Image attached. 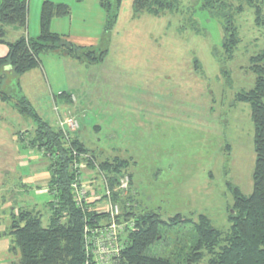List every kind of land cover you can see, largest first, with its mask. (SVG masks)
Here are the masks:
<instances>
[{
  "label": "rangeland",
  "instance_id": "obj_1",
  "mask_svg": "<svg viewBox=\"0 0 264 264\" xmlns=\"http://www.w3.org/2000/svg\"><path fill=\"white\" fill-rule=\"evenodd\" d=\"M40 1L33 0L32 9ZM133 2L123 0L115 28L100 41L98 49H106L104 60L90 61L83 48V58H69L64 76L49 72L50 64L54 70L58 67V58L43 59L46 53L39 76L0 69V264H18L7 234L12 212L34 209L46 226L51 215L46 202L53 198L48 158L32 143L35 124L19 100H28L60 129L59 118L65 113L78 117L79 127L72 132L61 129L63 135L84 141L99 159L129 160L118 180L129 175L139 210L158 211L164 220L181 215L193 221L161 228L164 237L181 236L199 214L227 233L234 188L252 192L255 130L251 107L237 101V94L252 86L250 58L264 50V3L258 19L256 7L233 0L243 10L235 20L239 45L229 59L220 21L199 10L197 0H182L180 12L135 18ZM91 29H99L96 22ZM86 166H79L86 173L83 183L96 195L91 196L93 208L103 211L96 185L104 179ZM166 243L163 239L156 247ZM205 254L195 264H209Z\"/></svg>",
  "mask_w": 264,
  "mask_h": 264
},
{
  "label": "trees",
  "instance_id": "obj_2",
  "mask_svg": "<svg viewBox=\"0 0 264 264\" xmlns=\"http://www.w3.org/2000/svg\"><path fill=\"white\" fill-rule=\"evenodd\" d=\"M182 0H134V15L149 13L155 16L167 12H180ZM248 7H256L258 19L262 16V3L258 0H240ZM107 13L109 30L114 27L120 15L123 0H100ZM199 10L216 18L224 29L222 46L232 59L239 37L235 20L243 6L236 7L233 0H197ZM29 0H0V44H7L8 53L0 57V69L9 67L15 75H22L42 63V54L61 51L83 58L78 47L51 30L54 17L68 16L71 7L66 3L44 1L41 8L40 33L36 37L26 32L28 26ZM18 26L24 32L10 42L7 39V27ZM87 49L85 53L90 61H101L100 55ZM250 69L255 75L252 86L237 94V101L248 103L254 124V146L256 161L253 171V190L244 194L234 188V203L231 210V228L227 233L214 227L205 214H199L198 221L182 235L162 234L161 228L172 229L176 225L191 221L187 217L175 216L164 220L155 210H139L133 204V194L121 196L114 193L112 199L122 206V217L134 216L136 228L122 234L125 248L118 257V264H195L209 255V264H264V50L250 58ZM24 104V113L32 118L35 134L32 143L48 158L49 191L52 200L46 202L50 209L49 224L44 225L43 216L34 209L21 208L13 211L7 234L11 237L10 250L18 256V264H85L84 227L101 226L109 220L108 213L93 208L91 200L85 208H79L75 202L73 183L86 173L72 167L74 160L85 163L86 168L104 175L110 186L115 188L118 177L128 168L129 160L120 157L99 159L86 143L76 136L67 139L63 131L44 120L32 108L28 100H19ZM28 106V108H26ZM84 153L89 158L76 156ZM82 155V156H83ZM100 171V175L98 172ZM131 175V174H130ZM131 178L133 176L131 175ZM97 193L102 194L101 185H96ZM90 197L94 192L90 191ZM177 217V218H176ZM193 223V221H191ZM168 226L170 228H168ZM179 229V233H180ZM164 239L166 246L160 249L156 245ZM156 247V248H155Z\"/></svg>",
  "mask_w": 264,
  "mask_h": 264
},
{
  "label": "crops",
  "instance_id": "obj_3",
  "mask_svg": "<svg viewBox=\"0 0 264 264\" xmlns=\"http://www.w3.org/2000/svg\"><path fill=\"white\" fill-rule=\"evenodd\" d=\"M43 1L46 0H41L40 3L34 4V8L32 9L33 0H30L29 8H28V26L25 33H27L31 37H36L40 33V18H41V6H42L41 4ZM50 1H53L55 3L57 2L66 3V4L68 3L72 7L71 13L68 16L54 17L52 19L50 26L53 32L62 35L65 40L71 42L72 44L78 47H82L84 49L85 48L91 49L95 51L100 50L99 52L106 50V49H98V47L101 46L100 41L103 39L104 36H106V33L110 32V29L108 30L106 28L107 13L105 9L102 7L100 0H50ZM133 17L135 18L134 10H133ZM94 19L95 22L97 23V26L99 27V29L96 31H93L91 29L93 24L95 23ZM23 32L24 31L18 26H8L7 36H10V38H7L8 41L10 42L16 41ZM95 33L97 35H95ZM8 51L9 48L7 44H0V57L5 56L8 53ZM50 57L58 58L57 65L59 68L56 67V70H54L52 69L50 64L49 72L54 74L57 73V75L59 74L63 75V72L67 71L65 69L67 62L70 57L73 58V55L65 54L64 52L57 51V53L52 56L50 53L49 54L46 53V58L43 59H47V58L49 59ZM43 59L40 66L27 71L26 73L22 74V76H39L41 72L43 73L45 69ZM40 68L43 69L40 70ZM45 73L46 76H48V73L46 71ZM66 90L67 92H69L68 90L70 89H66ZM71 92L72 91L69 92V95L73 96L74 93ZM53 94L54 93L52 92V95ZM64 102L65 104H67L66 99L64 100ZM116 119L121 121L119 116L116 117ZM123 137H125V135H123Z\"/></svg>",
  "mask_w": 264,
  "mask_h": 264
},
{
  "label": "built area",
  "instance_id": "obj_4",
  "mask_svg": "<svg viewBox=\"0 0 264 264\" xmlns=\"http://www.w3.org/2000/svg\"><path fill=\"white\" fill-rule=\"evenodd\" d=\"M59 122L62 123L61 129L66 132L69 130H75L79 127L80 121L78 117L65 113L59 118ZM77 154V152H75ZM87 158V155L81 156ZM82 163L77 162L73 167L78 172ZM80 166V167H79ZM101 174V173H100ZM84 175L80 176L77 181L73 183L74 196L76 205L79 208H85L86 204L90 201V191L85 187L83 183ZM104 179L101 184L102 194L99 199L101 202L103 211L108 213L109 220L106 224L101 226H91L87 224L84 227L85 233V247L87 252V260L85 264H118V257L121 255L122 250L125 248L122 242V234L125 233L126 228L128 230H134L136 227V220L132 216L128 218L122 217V206L119 201L112 199L114 193H119L121 196L133 193L132 185L129 175H123L118 180V184L115 188H112L104 175H101ZM96 198V195L94 196ZM102 211V210H101Z\"/></svg>",
  "mask_w": 264,
  "mask_h": 264
}]
</instances>
